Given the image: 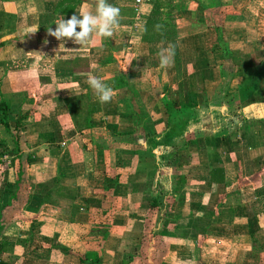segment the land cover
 Wrapping results in <instances>:
<instances>
[{"label": "crops", "instance_id": "obj_1", "mask_svg": "<svg viewBox=\"0 0 264 264\" xmlns=\"http://www.w3.org/2000/svg\"><path fill=\"white\" fill-rule=\"evenodd\" d=\"M56 1L0 0V261L81 264L93 252L99 264H264V20L243 31L256 56L230 48L219 26L262 8L158 0L175 38L144 43L154 0H108L121 14L113 37L78 45L48 35ZM95 5L77 0L62 16ZM221 42L229 61L212 51ZM89 75L114 89L111 102ZM164 102L177 111L168 125Z\"/></svg>", "mask_w": 264, "mask_h": 264}, {"label": "clouds", "instance_id": "obj_2", "mask_svg": "<svg viewBox=\"0 0 264 264\" xmlns=\"http://www.w3.org/2000/svg\"><path fill=\"white\" fill-rule=\"evenodd\" d=\"M121 20L120 9L113 6L108 0H96L95 11H85L80 15L74 14L65 19L62 15L53 22L55 29L48 28V35L61 41V44L71 40L78 45H86L94 39L111 38L119 28ZM37 30V29H36ZM36 30L30 32L34 33ZM175 49L171 45L161 49L159 53L162 68L173 65ZM87 83L97 96L100 103H109L116 93L100 78L89 75Z\"/></svg>", "mask_w": 264, "mask_h": 264}, {"label": "trees", "instance_id": "obj_3", "mask_svg": "<svg viewBox=\"0 0 264 264\" xmlns=\"http://www.w3.org/2000/svg\"><path fill=\"white\" fill-rule=\"evenodd\" d=\"M77 4V0H57L55 9H54V14L55 15H70L74 8L75 5ZM160 16V3L158 0H154L152 4V8L150 11V14L148 18L145 20L144 25H143V31L141 34V42L144 43H149V42H161V41H173L175 38V33L172 29L173 24L171 26H167L165 22H162L158 17ZM212 51H219L222 54V60L225 62L227 56L230 55V50L228 46H226L225 43L221 42L213 47ZM218 62V61H217ZM217 67H220V62L217 63ZM163 109L166 114V123L167 125L172 122V114H177V111H173L172 108L169 107L167 103L162 104ZM0 125L3 128V131L5 133L9 132V125L7 121V108L3 104L1 98H0ZM13 136L10 137V142H11V151L15 154V156H18L19 153V148H18V133H19V128L18 124L15 125L14 129L12 130ZM189 143V142H188ZM6 151H2L0 155L3 157L5 156ZM16 177L17 180L15 183H18V179L20 177L19 173V168L17 169ZM210 174V171H209ZM62 190V189H61ZM65 191V190H64ZM60 188H52L50 189L47 194L45 199L48 201L49 205L56 204V199L57 196L60 195L62 197V194L59 193ZM62 192V191H61ZM63 193V192H62ZM65 195V198L67 197L69 200L73 199L74 195H67L66 192L63 193ZM151 201L150 205H153L154 197L151 196ZM42 203H44L42 201ZM6 244L0 241V252H2L5 248ZM0 264H5L4 262L0 261ZM81 264H99V258L97 255L93 252H87L84 254L83 260H81Z\"/></svg>", "mask_w": 264, "mask_h": 264}, {"label": "rangeland", "instance_id": "obj_4", "mask_svg": "<svg viewBox=\"0 0 264 264\" xmlns=\"http://www.w3.org/2000/svg\"><path fill=\"white\" fill-rule=\"evenodd\" d=\"M250 1H251L252 4H250V5L248 4L249 6L247 5L249 8L252 5H254L256 7L262 8L261 11H264V1L263 0H250ZM220 2H222L221 5L227 11L229 9H232L233 6H236V4L239 2V0H220ZM260 2H261V4H260ZM246 4H247L246 0H241L240 6H243V7L240 8V9L236 7L237 10L239 12L244 10V6H246ZM245 12L246 13L240 12L241 15H239V19L237 17H234V18H230L229 17V20L226 21L225 25H224V23L222 24V22H224V20L222 21L221 19H219V20H221V24H219V26L227 27V30L230 31L231 38L233 40L232 45H231L232 47H230V48L237 47L239 42H242V47L241 48L244 49L246 54H251L252 53V55L256 56L257 55L256 52H258V49L256 50V48H258V46L249 45V43L247 45L246 40L249 38V36L247 34H245L243 31L245 30V27H253V25H254V27L256 28L257 26H263L261 24V22L264 20V16L262 17L261 13L258 11V15L257 16H252V18H251V17H249V15H247L248 11H245ZM261 40H263V39H261ZM243 45H245V47ZM234 54L235 55H234L233 59H235V60L237 59L238 61H241L243 59V56L241 54H239V53H234ZM230 58H231V56H230ZM230 58H229V56H227L224 59L226 61H229ZM261 62H264V61L261 60ZM227 70H229L230 73H231V71H234L233 73H236V71H235L236 69L235 68L227 67ZM263 76H264V74H263ZM235 82H237V81H235ZM236 85L239 86L240 84H236ZM261 89L264 92V85H263V87Z\"/></svg>", "mask_w": 264, "mask_h": 264}, {"label": "built area", "instance_id": "obj_5", "mask_svg": "<svg viewBox=\"0 0 264 264\" xmlns=\"http://www.w3.org/2000/svg\"><path fill=\"white\" fill-rule=\"evenodd\" d=\"M136 3H138V1H136Z\"/></svg>", "mask_w": 264, "mask_h": 264}]
</instances>
